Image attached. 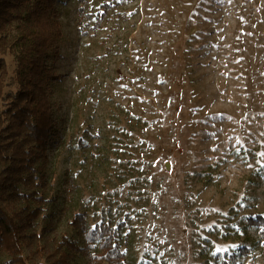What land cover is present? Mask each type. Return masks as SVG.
Masks as SVG:
<instances>
[{
	"label": "rangeland",
	"instance_id": "1",
	"mask_svg": "<svg viewBox=\"0 0 264 264\" xmlns=\"http://www.w3.org/2000/svg\"><path fill=\"white\" fill-rule=\"evenodd\" d=\"M55 8L58 135L46 170L55 201L45 209L55 232L77 240L68 218L80 212L90 226L116 228L125 264H216L231 252L264 264V238L247 220L264 215V158L255 155L264 151V0ZM6 61L5 93L14 90L12 55ZM237 138L247 155H237ZM217 245L228 251L212 256Z\"/></svg>",
	"mask_w": 264,
	"mask_h": 264
},
{
	"label": "trees",
	"instance_id": "2",
	"mask_svg": "<svg viewBox=\"0 0 264 264\" xmlns=\"http://www.w3.org/2000/svg\"><path fill=\"white\" fill-rule=\"evenodd\" d=\"M62 37L55 0H0V254L7 258L3 264H125L110 223L100 221L93 228L85 213H75L68 223L76 240L55 232L53 215L45 213L55 201L46 170L47 151L58 135L50 86L59 79L53 64L61 57ZM8 54L14 61V90L5 93ZM247 220L264 238V215ZM216 264L241 263L231 252Z\"/></svg>",
	"mask_w": 264,
	"mask_h": 264
},
{
	"label": "snow or ice",
	"instance_id": "3",
	"mask_svg": "<svg viewBox=\"0 0 264 264\" xmlns=\"http://www.w3.org/2000/svg\"><path fill=\"white\" fill-rule=\"evenodd\" d=\"M106 2H107V0H106ZM228 3H232V0H228ZM262 135H264V134H262ZM237 144L239 145V147L236 148V153H237V155H239L241 149H243V150L245 151V155H247L248 152H249V150L244 146L243 138H237ZM261 144H264V141H261ZM255 155H256L257 157L264 158V151L256 152ZM258 162H259V161H258ZM249 167H252V166L249 165ZM261 170H264V164L261 165ZM149 179H151V177H149ZM244 195H245V194L242 192V193H241V197H243ZM238 202H239V201H238ZM213 211H219V210H218V209H213ZM224 215H227V213H224ZM92 227L95 228L96 225H93ZM207 227H210V225L207 226ZM217 227H219V225H217ZM232 227L235 228L236 225L233 224ZM222 230H223V229H221V231H222ZM232 247L234 248V247H236V245H232ZM227 251H228V249H227L226 247H225V248H221L219 245H217L216 248H215V251H213V252L211 253V255H212V256H216L217 253H223V252H227ZM220 258L223 259V256H221ZM158 259H159V257H157V260H158ZM149 264H152V262L149 261Z\"/></svg>",
	"mask_w": 264,
	"mask_h": 264
}]
</instances>
